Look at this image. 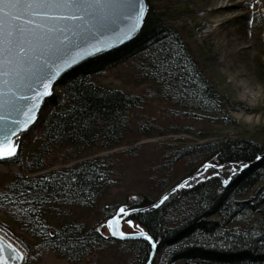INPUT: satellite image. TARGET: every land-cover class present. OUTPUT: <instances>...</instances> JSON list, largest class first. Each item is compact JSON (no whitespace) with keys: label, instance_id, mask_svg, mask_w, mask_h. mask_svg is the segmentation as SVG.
I'll list each match as a JSON object with an SVG mask.
<instances>
[{"label":"trees","instance_id":"trees-1","mask_svg":"<svg viewBox=\"0 0 264 264\" xmlns=\"http://www.w3.org/2000/svg\"><path fill=\"white\" fill-rule=\"evenodd\" d=\"M147 2L139 33L65 73L21 134L17 156L0 160L20 168L0 193V211L11 221L0 230L25 249V237L16 234L21 230L27 246L40 241L37 250L50 248L70 262L117 244L123 254L117 264H145L147 240L114 239L81 210L96 207L105 218L114 215L117 209L100 206L99 197L136 161L144 182L130 207L154 203L212 161L227 163L216 169L220 176L196 178L159 207L131 218L158 241L161 264H264V159H255L264 154V126L244 136L223 133L224 127L238 125L232 111L245 104L223 95L210 79L204 55L172 22L177 17L171 6ZM122 66L130 83L149 84L145 94L97 79ZM147 98L165 102L164 112L145 110ZM181 134L203 141L184 143ZM237 160L252 164L223 185L227 165ZM58 164L62 167L53 169ZM27 255L26 264H32L29 249Z\"/></svg>","mask_w":264,"mask_h":264},{"label":"snow or ice","instance_id":"snow-or-ice-1","mask_svg":"<svg viewBox=\"0 0 264 264\" xmlns=\"http://www.w3.org/2000/svg\"><path fill=\"white\" fill-rule=\"evenodd\" d=\"M147 10L145 0H0V160L17 156L19 146L13 137L36 121L39 107L44 97L52 95L56 79L86 58L133 39L145 23ZM225 167L209 161L197 176L218 177L221 172L216 169ZM248 167L246 161L232 162L221 183L229 184L234 175ZM209 169L213 171L209 173ZM187 186L185 180L176 188ZM167 199L165 195L159 203ZM138 211L119 209L121 214ZM126 222L139 230H120L113 220L106 221V226L114 236L146 239L150 252L145 264H153L158 241L132 219ZM8 248L11 256L5 257L0 242V264H9L12 257L23 260L18 249L12 245Z\"/></svg>","mask_w":264,"mask_h":264},{"label":"rangeland","instance_id":"rangeland-1","mask_svg":"<svg viewBox=\"0 0 264 264\" xmlns=\"http://www.w3.org/2000/svg\"><path fill=\"white\" fill-rule=\"evenodd\" d=\"M153 2L162 7L167 3L171 6L170 8L173 9L172 11L177 17L172 22L183 29L185 38L193 49L197 53L201 51V54L204 55L206 59L204 66L210 79L223 95L245 104L244 108L232 111L238 125L224 127L223 133L244 136L264 126V0H153ZM233 3L239 5H233ZM126 72V66L108 69L97 79L109 87H124L132 92L145 94V89L150 87L149 84L130 83V77ZM164 105L165 102L161 100L148 99L144 109L161 114L164 112ZM171 135L145 138L138 143H154L168 139ZM181 136L186 137L184 143L203 141L193 135L181 134ZM61 167L62 165L58 164L53 169ZM198 169L192 173H198ZM123 170L124 173L120 178H117V183L99 197L98 204L100 206L109 204L113 207L112 209L116 210L120 205H128L130 201L139 197V185L141 181L144 182L142 180L144 170L137 161L129 168L124 167ZM19 171L18 165L0 162V193L6 190V185L12 175ZM196 178L199 180L198 176ZM81 212L96 225L106 220L96 207L84 209ZM4 222L11 221L3 211H0L1 228L5 227ZM124 226L127 230L132 229L127 223ZM17 231L18 236L25 237L22 241L27 248L25 250L19 246L26 254L28 249L32 252V264H117L123 255L118 245L114 244L91 254L85 261L70 262L66 258L58 256L50 248L37 250L35 244L40 241L32 240L34 244L30 243L27 246L28 236L21 230ZM105 231L108 232L107 229ZM154 264H161V255H157Z\"/></svg>","mask_w":264,"mask_h":264},{"label":"water","instance_id":"water-1","mask_svg":"<svg viewBox=\"0 0 264 264\" xmlns=\"http://www.w3.org/2000/svg\"><path fill=\"white\" fill-rule=\"evenodd\" d=\"M145 3L147 4V9H148V8H149V5H148L147 0H145ZM147 12H148V10H147ZM147 12H146V15H147ZM146 15H145V17H146ZM142 26H143V25H142ZM142 26H141V28H142ZM141 28L138 30V32L136 33V35L139 33V31L141 30ZM136 35H135V36H136ZM135 36H134V37H135ZM129 41H130V40H129ZM126 42H128V41H125L124 43H126ZM124 43H122V44H118V45L114 46L113 48H111V49H109V50H107V51H110V50H112V49H114V48H117V47L123 45ZM107 51H105V52H107ZM105 52H104V53H105ZM93 57H95V56H93ZM90 58H92V57H88V58H86L84 61H86L87 59H90ZM84 61L78 63V64L75 65V66H73V68L76 67V66H78V65H80V64L83 63ZM69 70H71V69H69ZM69 70H67L65 73H67ZM65 73L61 74V76L58 77V78L56 79V81L53 83V90H52V93H53V91H54V89H55V86H56L58 80H59V79L65 74ZM48 97H49V96L44 97V99H43V101H42V103H41V105H40V107H39V110H38V112H37V118H38L39 113H40V111H41L42 105L44 104L45 100H46ZM33 124H34V123H33ZM33 124H32V125H33ZM32 125H30V127H31ZM30 127H29V128H30ZM25 131H26V130H25ZM25 131H22V132L18 133L15 137H13L15 143H16L18 146H19V140H20L21 134H22L23 132H25ZM259 156L263 157L264 154H261V155H259ZM206 163H207V162H206ZM248 163H249V165L252 164V162H248ZM223 164L226 165L227 163H223ZM202 169H203V166H201V167L198 169L199 172H201ZM203 171H204V170H202V172H203ZM196 176H197V172H195V173H191L190 175L186 176V177L183 178L181 181H179L178 183H176L175 185H173L171 188H169L167 191H165V192H164V193H163V194H162V195H161V196H160V197H159L154 203H152V204H150V205H147V206H144V207H130L129 204H128V205H126V204H124V205H120V206L118 207V209H117V211H116V213H115L114 215H112V216L106 218L105 221H102L99 225H97V230L103 233V232H106L105 230L107 229L108 234H109L111 237H113L114 239H117V240H129V239H131V240H138V239H142V238H139V237H127V238H121V237H119V236H114V235L111 234L112 230L106 226V221H108V220H113L114 224H117V227H118L120 230L127 231V230H124V228H123V225H124L125 223H127V222L123 223L124 219L127 218V217H130L131 215H133V214H135V213H137V212H133V213H130V214L126 212V213H124V214H121V213L119 212V209H120L121 207L139 209L138 212H142V211H144V210H148V209H150V208H155V205H157V204H159V206H160L161 204H160L159 202H160V200H161V198H162L163 196L167 195L168 198H169V196L172 195V194H174L176 191L185 188V187H183V188H176V186H177L178 184L182 183V182L185 181V180H188V182H189V184H190V182L192 181L191 178H192V177H196ZM199 180H203V179H200V178H199ZM173 189H175V191H173ZM116 218H119L118 221H117ZM129 219H132V218H129ZM132 220H133V219H132ZM126 221H127V220H126ZM133 221H134V220H133ZM134 222H135L136 224H139L141 227H143L140 223H138V222H136V221H134ZM128 226H130V225H128ZM130 227H132V226H130ZM143 228H144V227H143ZM144 229H145V228H144ZM138 230H139V229L132 227V230H130V231H138ZM145 230L148 231L147 229H145ZM148 232H149V231H148ZM143 240H146V239H143ZM0 242H2V243L4 244V250H3V253H2V254H3L5 257H9V256H11V251H12V250H11L10 248H8V245H12L13 248L18 249V250L23 254V260H17V259H15V257H12V258L10 259V261H9V264H26V262H27V258H28L26 252H25V251H24V250H23L18 244H16V243H15L10 237H8L6 234H4L1 230H0ZM156 253H157V248L154 250V253H153V255H152L153 264H154V260H155V257H156Z\"/></svg>","mask_w":264,"mask_h":264},{"label":"flooded vegetation","instance_id":"flooded-vegetation-1","mask_svg":"<svg viewBox=\"0 0 264 264\" xmlns=\"http://www.w3.org/2000/svg\"><path fill=\"white\" fill-rule=\"evenodd\" d=\"M111 216H112V215H111ZM129 218H131V216H130V217H127V218H125V219H124V221H123V223H125V222H126V220H127V219H129ZM132 219H133V218H132ZM134 221H135V220H134ZM123 228H124V230H127V229H125V226H124V225H123ZM130 230H132V229H129V230H127V231H130Z\"/></svg>","mask_w":264,"mask_h":264},{"label":"bare ground","instance_id":"bare-ground-1","mask_svg":"<svg viewBox=\"0 0 264 264\" xmlns=\"http://www.w3.org/2000/svg\"><path fill=\"white\" fill-rule=\"evenodd\" d=\"M233 5H239L238 3H233Z\"/></svg>","mask_w":264,"mask_h":264}]
</instances>
